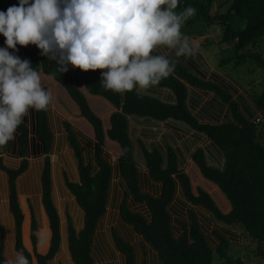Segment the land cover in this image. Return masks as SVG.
I'll return each instance as SVG.
<instances>
[{
	"label": "trees",
	"instance_id": "1",
	"mask_svg": "<svg viewBox=\"0 0 264 264\" xmlns=\"http://www.w3.org/2000/svg\"><path fill=\"white\" fill-rule=\"evenodd\" d=\"M13 4H18L17 0H0V10H6ZM212 4L213 0H180L176 11L180 12L189 6L196 9L194 18L186 20L187 26L199 20L208 24H223L222 42H234V55L221 62L235 61L236 65H240L248 57H255L264 67V60L259 55L243 51L247 46L255 45L264 35V0H231L230 9L234 10L236 18L245 20L242 29L234 28L231 22L225 20L223 14H211ZM184 31L188 32V29ZM4 40L1 41L0 38V46H4ZM17 47L19 48L17 54L22 59H29L40 73L51 76L61 84L68 98V108L78 111L79 115L88 122L96 141L95 159L99 170L93 173L91 161L84 160L80 143L71 124L65 122L68 143L74 151L78 164L76 181L68 179L66 174L65 181L83 214L81 226L76 229L72 218L70 216L67 218V247L75 264H95L92 242L109 204L108 194L109 190L111 191L116 167L126 181L134 200L146 211V213L133 211L125 196L120 204L121 218L157 251L162 264H213L215 253L222 258L224 264H245L241 258L234 259L229 253L231 244L221 232H215L219 243L215 248L211 247L192 210H189L190 223L179 221L183 233L178 237L175 236L169 206L176 193V179H179L190 202L203 205L209 210L211 221L241 232L244 237L259 244L257 250L264 252V143L257 139V121L248 119L244 115L231 93L197 77L174 53L167 54L175 64L173 73L154 86L155 89L166 88L173 92L175 101L168 102L147 92L137 94L133 90L121 95L105 90L99 83L102 71L100 69L92 70L91 77L83 78V87H80L74 79L70 66L67 72L61 73L55 59L45 56L40 58L29 45L25 49L20 45ZM154 54L161 53L155 51ZM188 83L214 89L230 106L235 121L212 123L201 121L196 117L187 105ZM46 88L49 90L48 87ZM252 99L264 112V88ZM33 113V138L30 136L31 129L26 123H21L17 128L16 156L21 158L19 167L7 166L0 156V169L8 175L10 210L15 219L16 251L23 252L30 264H33L34 258L38 264H49L58 253L62 242L61 220L52 196L50 151L52 152L53 149L54 132L49 125L47 110H33ZM132 120L150 127L170 120L180 122L188 126L184 130L185 133L194 132L209 141L208 152L215 151L217 155L215 158L210 157L213 163L208 161L209 155H206V149L202 146H196L191 157L203 178L217 186L226 199L228 208L222 207L211 191L201 186H194L192 176L181 167L184 157L170 143L166 144L165 152L155 144L151 148L143 143L140 144L144 165L149 170L151 178L159 184L155 194L142 190L138 171L140 162L136 157L135 146L130 136ZM33 141L34 150L31 152L30 146ZM88 144L91 142L89 141ZM187 144L189 145L185 146L186 150L191 142L188 141ZM5 146H9V143ZM105 147L113 150L119 157L116 167L105 156L103 158ZM8 151L9 148H6L5 152ZM31 154L45 155L42 198L51 228L49 248L45 253L37 251L38 223L34 215L31 217L30 230L33 252L27 249L23 239L24 213L19 202L17 178L27 170ZM0 228L3 232L1 224ZM113 238L117 248L125 255L126 264H136L133 245L116 230H113ZM3 248L1 241L0 264L6 259ZM144 264H147L145 260Z\"/></svg>",
	"mask_w": 264,
	"mask_h": 264
},
{
	"label": "rangeland",
	"instance_id": "2",
	"mask_svg": "<svg viewBox=\"0 0 264 264\" xmlns=\"http://www.w3.org/2000/svg\"><path fill=\"white\" fill-rule=\"evenodd\" d=\"M231 0H213L211 14H223L226 21L232 23L234 28L242 29L245 26V20L236 18L234 10L230 9ZM194 18V15L189 19ZM188 29V32L184 30ZM223 24L215 23L208 24L204 21H193L191 26H187L186 22L182 25V33L188 37L190 44L193 46V52L188 56H180L184 66L193 71V73L200 79L215 84L221 87L223 90L231 93L234 99L238 102L240 110L248 119L256 120L257 125V139L264 143V112L254 103L253 97L257 93L259 94L264 88V67H262L255 57H248L246 61L240 65H236L235 61L232 62H221V60L230 58L234 55L233 41L222 42L223 36ZM155 51L161 54L167 55L168 53H174L165 48H158ZM244 52H252L259 55L264 60V35H262L255 45H249L244 50ZM197 65H196V64ZM75 79V78H74ZM76 83H81L82 80H75ZM81 81V82H80ZM79 86H81L79 84ZM189 88L190 95V108L191 111L196 110L199 106H202L200 111V119L211 118L209 117L206 107L209 105H215L218 109L224 112V118H218L217 122H234L232 111L229 105L222 101L220 95L211 88H203L198 86H193L187 84ZM163 92V91H162ZM167 92V89L166 91ZM167 97V96H166ZM165 98V97H164ZM222 102V105H218ZM50 109H55L50 104L47 109V115L49 119L50 128L54 132V143L52 152L50 154L53 158L52 167V196L54 203L59 210L60 220H62L64 227V240L62 242L61 248L59 249L57 256H55L49 261V264H75L69 255L67 248V217L70 216L73 220L75 229L81 226L82 222V210L78 207L72 194L67 190L65 184V174L68 179L76 181L77 177V167H75L74 152L72 148L68 145L66 140V134L64 132V121H69L73 125V129L76 135L81 134L79 127L72 123L71 118L60 117L57 112L50 113ZM57 111V109H56ZM254 111V112H253ZM253 114V115H252ZM34 115V114H33ZM31 111L24 117L23 122L31 129L30 136L33 138V123L34 120ZM207 115V116H206ZM230 115V116H229ZM255 115V116H254ZM203 117V118H202ZM51 118V122H50ZM62 118V121H61ZM214 121V123H217ZM170 125L169 123H159L158 128L162 132L166 133V127ZM63 126V127H62ZM51 129V130H52ZM181 130V129H180ZM172 135L166 136L167 143L173 144L172 141L176 142L181 139L185 134L181 132L173 131ZM17 130L15 133V139L9 142V152L4 154V146H0V154L3 155V162L10 167L17 168L20 165L21 158L11 159L8 156L17 157L16 155V141H17ZM79 135L78 139L81 143V149L84 155V160L87 162L91 161L92 172L96 173L99 170V166L95 159L96 151V141H92V138L84 135ZM130 136L135 145V152L137 159L139 161L143 160V150L141 143H144L147 147H151L155 143V140H161V137L155 139V136L150 135L142 131V128L131 121L130 123ZM175 138V139H174ZM91 144H88V142ZM182 144V142H181ZM186 145H188L186 143ZM31 152L34 150V141L30 146ZM190 146L185 150L184 164H188L190 161V155L188 156V150ZM10 154V155H9ZM104 156L109 160L114 166L117 165L118 156L111 149L103 150ZM187 161V162H186ZM29 162L31 163L29 169L24 173L25 180L21 178L17 179V192L20 198V204L24 212V217L26 218L27 224L29 225L30 233V223L31 217L34 215L37 223L38 230L40 227L44 226V232H47L46 228L49 222L48 215L43 208L42 204V184L40 179L41 169L43 168L44 156H34L30 155ZM183 165V164H182ZM116 172L112 179L111 191L108 194V207L106 212L99 222V229L95 234L94 240L92 242V255L95 264H126L125 255L117 248L114 238L113 230H116L126 241L131 243L135 249L136 264H144V260L147 264H162L157 251L152 248L140 235H138L134 228L124 222L120 214V204L125 196H127V203L133 211H141L146 213L144 208H141L131 195L126 181H124L121 174L118 172L117 167ZM140 174V186L142 190L147 191L151 194H155L158 190L159 184L156 183L150 176L149 170L147 168H138ZM189 168L187 167V170ZM195 185L201 186L211 190L214 197L218 200L222 207H227L228 203L224 199L221 192L214 189L208 182L200 180V174L198 169L194 168ZM177 180V179H176ZM179 183V181L177 180ZM194 182V181H193ZM194 185V186H195ZM178 186V184H177ZM178 190H176L177 192ZM0 223L4 228V240H5V250L4 253L7 258L14 256L17 252L14 250L15 246V236H14V226L15 220L13 214L9 210V186L8 178L6 173L0 169ZM67 192L70 193L69 198H67ZM187 202V201H186ZM189 202V200H188ZM187 203L184 205V213H179L178 210L180 206H174L171 209L172 214V225L175 236L178 237L183 233V228L179 221H185L187 224L190 223L189 210L195 212L193 206ZM196 214V212H195ZM197 220L198 216L196 214ZM199 223V220H198ZM200 226V223H199ZM205 234L209 244L212 248H215L219 241L215 236V232H221L229 240L231 247L229 253L234 259L241 258L245 264H264V252L257 250L259 244L254 242L242 235L241 232L221 227L220 225L214 223L209 218L208 220H203L202 229ZM240 233V234H239ZM30 235V234H29ZM49 234L45 235L43 241H39L37 251H47L49 248V243L47 241ZM23 237H24V227H23ZM25 239V238H24ZM50 241V240H49ZM43 242V243H42ZM25 246L30 252H33L32 244L25 242ZM48 243V245H47ZM264 247V246H263ZM33 259V264H36ZM213 264H224L222 258L218 254H214Z\"/></svg>",
	"mask_w": 264,
	"mask_h": 264
},
{
	"label": "clouds",
	"instance_id": "3",
	"mask_svg": "<svg viewBox=\"0 0 264 264\" xmlns=\"http://www.w3.org/2000/svg\"><path fill=\"white\" fill-rule=\"evenodd\" d=\"M180 0H18L0 10V146L15 139L30 110H47L51 92L40 72L17 53L35 45L40 55L82 71L102 70L105 90L147 92L173 73L175 64L158 48L188 56L193 46L182 25L196 12L176 9ZM11 49L12 51H9ZM3 264H30L23 252Z\"/></svg>",
	"mask_w": 264,
	"mask_h": 264
},
{
	"label": "crops",
	"instance_id": "4",
	"mask_svg": "<svg viewBox=\"0 0 264 264\" xmlns=\"http://www.w3.org/2000/svg\"><path fill=\"white\" fill-rule=\"evenodd\" d=\"M17 2H18V0H17ZM0 38H1V41L3 40V39H5V37H3L2 35H0ZM29 46H31L32 47V49L36 52V54L40 57V58H42L43 56L42 55H40V50L35 46V45H29ZM27 46H21V48L22 49H25ZM70 68H71V70H72V72H73V76H74V78H75V80H77L78 78H79V80H82V82L81 83H79L81 86L80 87H83V78H89V77H91V75H92V70H88V71H82L81 69H79V68H76V67H72V66H70ZM40 75H41V78H42V83H43V85L44 86H46V87H48L49 88V91L51 92V96H52V101H51V104H52V107L55 109H57V111H56V109H55V111L53 110V109H50V113H55V112H57L56 114H58L60 117H67V118H71L72 119V123H74V124H76L78 127H79V130H80V133L81 134H79V135H81V136H83L84 138H86L84 135H86V136H88V137H90V138H92V141H94L95 139H94V137H93V135H92V131H91V128H90V126H89V124H88V122L84 119V118H82L80 115H79V112L78 111H76V110H73V109H69L68 108V106H67V104H68V98H67V96L65 95V93H64V91H63V89H62V86H61V84L60 83H58L57 81H55L51 76H49V75H46V74H44V73H40ZM157 90V94H155L157 97H159L160 99H163V100H166V101H168V102H174L175 101V95L173 94V92L171 91V90H169V89H167V92H165L166 91V89L165 88H161V89H156ZM163 91V92H162ZM167 96V97H166ZM165 97V98H164ZM223 101V100H222ZM190 102H191V99H190V95H189V88H188V97H187V105H188V108H189V110L191 111L192 109L190 108ZM223 103L222 102H220V104H218V105H222ZM228 105V104H227ZM203 106V105H202ZM202 106H199L196 110H194V111H191L196 117H198L199 118V116H200V111H201V108H202ZM62 110H64L65 112H63ZM206 110L208 111V113H210L209 114V117H211V118H203V119H200L201 121H204V122H212V123H214V121L215 122H217L218 120V118L220 117V118H224V112H221L222 110H220V109H218V107H216L215 105H209V106H207L206 107ZM31 111V113H32V115L34 114L33 113V110H30ZM254 112V111H253ZM253 115V114H252ZM207 116V115H206ZM230 116V115H229ZM255 116V115H254ZM33 118H34V115H33ZM233 120H235L234 119V117H233ZM32 122H34V120H31ZM61 121H62V118H61ZM132 121H134V120H132ZM65 122L66 121H64V132H65V134H66V140H67V142H68V138H67V131H66V127H65ZM69 122V121H68ZM70 124H71V122H69ZM134 123L136 124V125H138V126H140L141 128H142V131H144L145 133H149L150 135H153V136H155V139L156 138H158V137H161V140L159 139V140H155V145H157L161 150H162V152H165V150H166V144H167V141H166V136H169V135H172L174 132L173 131H176V133L177 132H181V133H183V134H185L184 136H182L181 137V139H179L177 142H176V139H175V142L174 141H172L173 142V146L176 148V149H178L179 150V153L183 156V157H185V150H184V148L186 149V147H187V145H186V143L188 142V141H190L191 142V144H190V150H188V156L190 155V159L192 160V157H191V153H192V151H193V149L196 147V146H202L203 148H205L206 149V155H209L208 157H207V159H208V161L210 162V163H213L210 159L211 158H215V157H217V155H216V153H215V151L214 152H208V150H207V145H208V142L209 141H207L206 139H204V138H201L200 136H198L197 134H195L194 132H189V133H185L184 132V130L186 129V128H188V126L186 125V124H183V123H180V122H175V121H167L166 123H169L170 125H167L168 127H166V133H164V132H162L161 130H159V128H158V124H156V125H154L153 127H150V126H145V125H143V124H141V123H139V122H136V121H134ZM161 123H164V122H161ZM34 124V123H33ZM71 126H72V128H73V125L71 124ZM30 129V128H29ZM181 129V130H180ZM73 131H74V129H73ZM155 131H158V133H155ZM74 133H75V131H74ZM153 133H155V134H153ZM75 135H76V133H75ZM79 135L77 134L76 135V137H77V139H78V137H79ZM78 141H79V139H78ZM207 141V142H206ZM181 142H182V144H181ZM80 143V142H79ZM81 144V143H80ZM144 144V143H143ZM53 145V144H52ZM68 145H69V143H68ZM145 145V144H144ZM153 145V144H152ZM151 145V146H152ZM189 145V144H188ZM70 146V145H69ZM81 146V145H80ZM135 146V145H134ZM146 146V145H145ZM186 146V147H185ZM142 147V146H141ZM147 147V146H146ZM6 148H8V146H5V148H4V154L5 153H10L9 151L8 152H5V149ZM149 148V147H148ZM151 148V147H150ZM105 149H108L107 147H105ZM73 150V149H72ZM74 152V151H73ZM143 152V151H142ZM135 154H136V152H135ZM10 155V154H9ZM0 156H2V158H3V155L2 154H0ZM16 156V155H15ZM40 156H42V155H40ZM44 156V160H45V155H43ZM50 156H51V154H50ZM181 156V157H182ZM7 157L8 158H11V159H15V160H17V158H19V157H13V156H8L7 155ZM30 157V156H29ZM37 157V156H36ZM137 157V156H136ZM211 157V158H210ZM74 160H75V167H77V169H78V164H77V160H76V157H75V154H74ZM139 161V160H138ZM51 162H52V167H53V158H52V156H51ZM140 162V165H139V168H146L145 167V165H144V156H143V160L142 161H139ZM187 162V161H186ZM4 163V162H3ZM5 164V163H4ZM215 164H217V163H215ZM30 165H31V163L29 162V165H28V168H27V170L29 169V167H30ZM10 167V166H9ZM43 167H44V163H43ZM181 167L182 168H184L191 176H192V180L194 181L193 182V184L195 183V181H196V177H195V170H194V168H196V169H198L197 168V166L195 165V163L193 162V160L192 161H190L188 164H184L183 163V165H181ZM187 167L189 168L188 170H187ZM26 170V171H27ZM1 171H3L2 169H1ZM25 171V172H26ZM42 171H43V168L41 169V173H40V179H41V184H42ZM138 171H139V169H138ZM198 171H199V169H198ZM3 172H5V171H3ZM25 172H23L18 178H21V177H23L24 176V173ZM78 172H79V170H78ZM6 173V172H5ZM199 174H200V180L201 181H205V182H208L209 184H211V186H214L213 188L214 189H217V190H219L218 188H217V186H215L214 184H212L211 182H209L208 180H206L205 178H203V176L201 175V173H200V171H199ZM6 176H7V178H8V175H7V173H6ZM17 178V179H18ZM80 179V178H79ZM21 180H25L24 178H21ZM178 181H179V179H177ZM73 181V180H72ZM65 184H66V181H65ZM177 184H178V186H177V188H176V190H178L176 193H175V196H174V199L172 200V202H171V204H170V206H169V211H170V213H171V209H172V207H173V205L174 206H180V208H179V210H178V212L179 213H184L183 211V209H184V205H183V203H187L188 202V199L186 198V196H185V193H184V189H183V187H182V185H181V183H180V181H179V183L177 182ZM195 185V184H194ZM9 186V185H8ZM198 185H195V187H197ZM67 187V186H66ZM68 188V187H67ZM52 189H53V185H52ZM69 189V188H68ZM67 189V190H68ZM204 189H206V188H204ZM208 190V189H207ZM69 191V190H68ZM209 191H211V190H209ZM70 192V191H69ZM69 192H67V198H69V195H70V193ZM212 192V191H211ZM1 193V192H0ZM213 193V192H212ZM19 197V196H18ZM72 197H73V195H72ZM224 197V196H223ZM74 198V197H73ZM225 199V198H224ZM42 200V202H43V198L41 199ZM187 201V202H186ZM19 202H20V198H19ZM42 204H44V203H42ZM141 204V203H140ZM188 204L189 205H191V206H193V208H194V210H195V212H196V214H197V216H198V220H199V223H200V227H201V229H202V223H203V220H208L209 218H210V212H209V210L207 209V208H205L203 205H196V204H193L192 202H188ZM21 205V204H20ZM45 206H43V208H44ZM22 208V207H21ZM224 208H228V206L227 207H224ZM9 210H10V201H9ZM23 210V209H22ZM46 210V209H45ZM11 211V210H10ZM59 211V210H58ZM12 213V212H11ZM24 213V212H23ZM45 213H47V212H45ZM48 215V214H47ZM172 215V214H171ZM13 217H14V215H13ZM49 218V217H48ZM68 218V217H67ZM15 220V219H14ZM49 220V219H48ZM73 221V220H72ZM50 222V221H49ZM213 222V221H212ZM1 224V223H0ZM50 223H48V225H47V229H48V231L47 232H44V226L43 227H40L41 229H39L38 231H37V245H36V247H38V243H39V241H40V239H41V241H43L46 237H45V235L46 234H49V236H48V239H47V241H48V243H50V238H51V236H50V230H51V228H50ZM2 226V225H1ZM61 226H62V242H63V240H64V227H63V223H62V220H61ZM23 227H24V237H23V239H24V244H26L25 242H28L29 241V244L31 245L32 244V241H31V238H30V233H29V225L27 224V221H26V218L24 217V223H23ZM172 227H173V225H172ZM222 227V226H221ZM3 228V227H2ZM223 228V227H222ZM30 230H31V223H30ZM67 231H68V224H67ZM240 234V233H239ZM14 236H15V226H14ZM3 237V238H2ZM66 240H67V236H66ZM1 241H3V245H4V248H3V253H4V250H5V240H4V228H3V232H2V230H1V228H0V244H1ZM62 242H61V245H62ZM15 243V242H14ZM43 243V242H42ZM48 243H47V245H48ZM27 245V244H26ZM32 247H33V244H32ZM61 248V247H60ZM68 248V247H67ZM14 250L16 251V249H15V246H14ZM16 252H18V251H16ZM40 252V251H39ZM45 252H47V251H42L41 253H45ZM4 255H5V253H4ZM6 256V255H5ZM56 256H57V254H56ZM6 258H7V256H6ZM160 259V258H159ZM36 263H37V260L35 259L34 260ZM38 264V263H37Z\"/></svg>",
	"mask_w": 264,
	"mask_h": 264
},
{
	"label": "flooded vegetation",
	"instance_id": "5",
	"mask_svg": "<svg viewBox=\"0 0 264 264\" xmlns=\"http://www.w3.org/2000/svg\"><path fill=\"white\" fill-rule=\"evenodd\" d=\"M160 53V52H159ZM196 64V63H195ZM197 65V64H196ZM191 71V70H190ZM193 72V71H192ZM166 89V88H165ZM148 94L150 95H154L156 96L155 94H157V91L155 89V87H151L148 91H147Z\"/></svg>",
	"mask_w": 264,
	"mask_h": 264
}]
</instances>
